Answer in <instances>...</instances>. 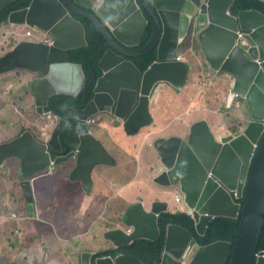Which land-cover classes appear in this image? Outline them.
Here are the masks:
<instances>
[{
	"label": "water",
	"instance_id": "95a60500",
	"mask_svg": "<svg viewBox=\"0 0 264 264\" xmlns=\"http://www.w3.org/2000/svg\"><path fill=\"white\" fill-rule=\"evenodd\" d=\"M28 1L27 7L11 10L15 0H0L2 17L7 15L11 24L36 27L38 33L0 57V74L16 69L34 73L28 83L40 113L57 101L68 105L55 114V126L45 141L25 130L0 143V166L10 156L19 160L26 200L33 197L35 173L71 159L70 178L82 181L90 192L94 167L112 163L113 157L87 121L108 114L123 122L129 136L150 127L155 122L151 105L160 88L167 85L179 92L188 82L192 64L180 50L190 37L191 44L195 40L200 44L209 69L228 75L227 107L241 99L243 114L228 132L214 131L202 118L182 134L157 136L153 145L159 160L153 166V180L183 193L198 234H205L216 218L241 219L234 242L219 239L206 245L182 225L169 223L161 261L150 264H184L186 256V264H264V249H259L264 232V12L233 13L235 0L24 2ZM75 14L92 22L91 36L99 47L88 60L92 72L88 83L80 63L51 62L53 49L88 44L86 26ZM143 36L149 40L140 46ZM154 48L155 60L142 71L134 58ZM69 121L77 123V140L71 144L73 150L61 154ZM167 210L164 200L154 201L150 208L143 200L134 201L123 212L121 226L106 230L104 236L116 247L141 238L155 240L161 234L159 216ZM77 253L80 264H147L133 254L93 260L91 252L78 248Z\"/></svg>",
	"mask_w": 264,
	"mask_h": 264
},
{
	"label": "crops",
	"instance_id": "0c3cea01",
	"mask_svg": "<svg viewBox=\"0 0 264 264\" xmlns=\"http://www.w3.org/2000/svg\"><path fill=\"white\" fill-rule=\"evenodd\" d=\"M12 25L3 24L5 28L0 42L4 40V32L6 33L8 29L14 30ZM23 28L24 26L21 27V29ZM2 53L0 52V55ZM180 55H188L187 58L191 59V55L183 51ZM198 56L197 61H205L203 53ZM200 62L193 64L194 62L191 60L192 69L189 72L185 88L179 92L172 88V93L167 92L160 101L152 103V114L160 124L156 128H162L151 132L142 129L135 136H129L124 131L122 123H110L98 117L99 122L94 124L91 129L95 136L103 142L109 153L116 149L121 153V162L116 165H110L113 162L96 165L92 172L93 185L90 192L85 191L82 181L69 179L70 169L68 170L67 167L58 168V179L52 199L42 202L41 207L36 208L38 211L40 208L46 210V215H36L35 208L31 207L29 215L24 217L27 226L25 232L35 235L28 238H15L12 235L9 239L0 241V264H57L56 255L60 250L63 251L60 264H70V261L80 264L78 248L81 251L95 254L101 248L106 250L112 246L104 237V232L110 228L121 226V223L115 216L108 220L110 228H106L105 224L100 223L107 208L121 210L126 204L137 200H143L148 208L156 200L167 201L168 209L172 204L178 206L174 201L176 188H171L170 191L166 187L159 186L153 180V166L159 160L153 142L159 135L182 134L188 128L192 121H188L186 115H182L190 109L203 91L204 87L200 84L205 85L206 77H214V80L218 77L221 78V92L229 83L226 73L213 72L207 66L206 61L202 65ZM206 71H209L210 74L206 75ZM31 75L34 73L24 70L21 74H0V133L5 137L2 141L13 138L26 126L37 124L35 118L26 114L31 106L35 105V99L30 92L28 83V77ZM3 76L4 78H2ZM223 103L224 99L215 113L222 118L226 126L236 128L240 122L239 117L243 114L242 107L224 109L221 112L219 108ZM231 114H234L235 117L231 120L227 119V116ZM162 118L165 120L162 121ZM209 124L211 126L210 122ZM66 173H68L67 177L64 176ZM139 176L142 178L138 185L132 187L131 185ZM8 186L13 188L15 193L11 192ZM73 188L78 190L75 197L72 195ZM21 191L23 192V189L11 181L4 188L2 195L9 193L10 196L15 195L16 198L18 192ZM37 191L40 195V186H37ZM156 196L160 198L156 199ZM72 203H75V207L68 213ZM180 203L183 207L185 206L183 200ZM29 205L26 203V206ZM74 228H78V231H73ZM16 232H20L19 227L16 228ZM69 239H75L73 249H71L72 244H69L67 251H64L61 242Z\"/></svg>",
	"mask_w": 264,
	"mask_h": 264
},
{
	"label": "trees",
	"instance_id": "16d2710c",
	"mask_svg": "<svg viewBox=\"0 0 264 264\" xmlns=\"http://www.w3.org/2000/svg\"><path fill=\"white\" fill-rule=\"evenodd\" d=\"M24 1L25 0H15V4L12 9L23 8L29 4V2H24ZM249 9H257L261 12H264V2L262 0H235L231 7V11L233 13L239 12L241 10H249ZM1 14L2 13H0L1 23L9 24L10 22L8 21V16L5 15L2 18ZM76 16L85 25H88L90 28H92V25L89 23V21L86 18L78 14ZM87 39H88V44L86 46L71 49V50L53 49V53L51 55V62L53 61L56 62L55 60L57 59H63L60 61H72V62L80 63L86 75V82H88L92 76V73L90 71V66L88 64V60L91 57V55L95 53L96 50L99 48L97 43L91 39L89 33H87ZM148 40H149V36H143L140 42V46H144L148 42ZM18 43H19L18 40L15 41L13 43V47L16 46ZM4 45H5V42L1 44V49L3 51L7 50V49L4 50ZM190 45H191V38L189 37L187 38L186 42L182 45L181 51H183L186 54H190L191 52L189 50ZM198 57L199 56L196 55L195 58H193L192 60V62H194L193 64H195V62H200V61H197ZM155 58H156V48L152 49L151 51L139 57H135L134 61L139 66V68L142 71H144L155 60ZM188 59L191 62V59L189 57ZM93 63L96 66L97 61L93 60ZM202 64H205V61H201L200 65ZM207 66L209 65L207 64ZM193 68H194V65H193ZM209 78H210V81H207V80L204 81L205 85L200 84L202 87H204L203 91H201L198 98L194 101L190 109L182 116L186 115L188 121H195L198 119L206 118L211 123V128L214 131H221L218 129H223L228 132L230 131L231 128L226 126L222 118L215 112L217 111L218 106L221 104V102L225 98L224 95L227 94V89L229 88L230 82L227 84L226 88L221 92L220 90L221 78L218 77L216 80H214V77H209ZM170 90L172 93L173 89L171 87H170ZM166 93L161 94L159 92L157 100L160 101L161 98L166 95ZM67 105L68 103L65 101H57V102H54L53 105L49 104L46 107L45 114H39L36 111L35 105L33 104L30 110L26 112V114L31 118H35L37 120V124L26 126L24 129L32 131L33 134L37 138L43 141L46 140L51 131L50 125L55 119V116L53 114H52V117L49 119L47 117V112L52 111L53 113L58 114ZM98 117L110 123H116V122L122 123L116 120V118L108 114H102V115H99ZM76 126H77L76 122L69 121V124L67 125V128H66V132L62 134L63 152L61 154H67L68 152L74 149V147H72L71 144L77 140ZM157 126H160L158 119H156L155 122L150 127L145 128V130L146 131L150 130L151 132L152 130H158L162 128V127L156 128ZM110 153L113 156V163L110 165H113V164L116 165L119 162H121L122 160L120 158L121 153H119L117 149L115 151H111ZM52 154L53 156H55L57 155V152L52 153ZM11 158H16V157L14 156L7 157L4 161V164L5 166H10V168L9 169L6 168L1 172L0 199L2 198L3 190L8 184V182L13 181V184L18 183V174H17L18 167L14 168L13 166V162L15 160L12 161V166L10 165L8 160ZM73 163H74V160H70V161L62 162L57 165H51L47 170L43 172H38L35 175H33L31 179L33 191L34 192L36 191L37 186L41 187V193L38 198L39 202H44L46 198L49 201L52 199L55 186L57 183V179H58L57 169L60 167H67V169L68 170L70 169L71 171V168L73 167ZM100 164H103V163H100ZM106 165H109V164H106ZM70 171H69V179L71 180ZM64 176L67 177L68 173H66V175ZM141 178H142L141 176L137 178V180L133 183L134 186L138 185V182ZM168 189L171 191V188H168ZM10 191L14 192V189L10 188ZM175 191H176L175 193H178L177 188ZM18 195H22L23 199H25L22 191L18 192ZM13 197L15 198V195H13ZM159 198H160L159 196H156V199H159ZM15 201L18 202L17 197L15 198ZM27 204H30V203L27 202ZM128 204H126L121 210H112L110 208H107L104 215L101 217L100 223L105 224L106 228H110L111 225L108 224V220L112 216H115L121 222L122 214L126 210ZM17 206L19 208H22L21 204H18ZM14 218H17V216H14ZM240 219H241L240 217L238 218H229V217L216 218L214 221H212L209 224L205 234L201 235L197 233L194 220L184 209L183 205L181 203L178 206H174L172 204L170 205V208L167 211L161 213L159 216V227H160L161 234L157 239L150 240V239L141 238L125 246L112 247L108 250H104L103 248H101L93 255V260H95L97 257L103 256L106 254L116 255L118 253H126V254H133L139 257L141 260H143L147 264L160 262L162 258L164 246H165V229L169 223L179 224L187 228L189 231L193 233L194 237L197 239V242L200 245H206V244H209L219 239L229 240L231 242H234L235 237L233 233L234 231L238 230ZM23 220L26 222V219L23 218ZM17 227H19L20 229L19 233L16 232ZM25 231L26 230H22L19 224L16 223L14 225V230L11 231V235H13L15 238H28L32 235H35L33 233H26ZM0 234L5 235L6 232L0 231ZM10 237L12 236L7 235V237L4 239L7 240ZM4 239H1L0 241H3ZM259 249H264V232L261 237ZM70 264H75V263L70 261Z\"/></svg>",
	"mask_w": 264,
	"mask_h": 264
},
{
	"label": "rangeland",
	"instance_id": "374dc122",
	"mask_svg": "<svg viewBox=\"0 0 264 264\" xmlns=\"http://www.w3.org/2000/svg\"><path fill=\"white\" fill-rule=\"evenodd\" d=\"M5 27L0 28V40L2 38V32L4 30ZM24 29H30L31 31H33L32 27H24ZM35 33V31H33ZM7 41L5 42L4 45V50L7 48H12L13 47V43L15 41H17L19 39L18 35L14 32H6L4 33ZM202 54V49L200 44L195 41L194 43L191 44V60H193V58H195L196 55H201ZM12 73H15L12 72ZM210 72L206 71V75H209ZM4 78V76L2 77ZM207 81H210V78L206 77ZM17 82V80H16ZM159 92L161 94H164L166 92L171 93L170 87L167 85H164L160 88ZM235 116L234 114H231L229 116H227V119L231 120L233 119ZM162 121L165 120V118L161 119ZM5 137L0 133V141H2V139H4ZM13 166L14 168L19 167V161L15 160L13 162ZM134 186V184H132V187ZM78 194V190L76 188H73L72 190V195L75 197ZM39 198V193L36 189V191L33 193V197L29 198V206H26V202L25 199H23L22 195H18L17 196V200L18 202H15V198L10 196L9 193H6L5 195H2V198L0 199V230L6 232L5 235L0 234V240L4 239L7 237V235L12 236L11 235V231L14 230V225L17 223L19 224V226L22 228V230H26L27 226L25 225V221L23 220V218L25 216L29 215V208L34 207L35 208V214H40V215H46V210H43L42 208H40V210H36V208L38 206L41 207V203L38 200ZM48 199L46 198L44 200V202H47ZM21 204L22 206H24L23 208H19L17 205ZM75 207V203H72L71 207L68 209V213H70ZM14 215H17V218H14ZM32 216V214H31ZM75 232L78 231V228H74ZM75 243V239H69L67 241L61 242V246L63 247L64 251H67V247L69 246V244L71 245V249H73V244ZM63 251L60 250L58 252V254L56 255L57 258V264H60V261L63 258Z\"/></svg>",
	"mask_w": 264,
	"mask_h": 264
},
{
	"label": "flooded vegetation",
	"instance_id": "af4514ba",
	"mask_svg": "<svg viewBox=\"0 0 264 264\" xmlns=\"http://www.w3.org/2000/svg\"><path fill=\"white\" fill-rule=\"evenodd\" d=\"M77 14H75V17H77L76 16ZM79 15V14H78ZM84 17V16H83ZM78 18V17H77ZM84 18H86V17H84ZM79 19V18H78ZM88 21H89V23L92 25V28H90L88 25H85L86 26V38H87V33H89V35H90V37H91V39L93 40V38H92V36H91V33H92V29H93V24H92V22L88 19V18H86ZM80 20V19H79ZM0 23H1V20H0ZM2 27H4L3 26V24L1 23L0 24V28H2ZM33 28V31H35V29H36V27H32ZM9 31H11V32H14V33H16L17 35H18V37H19V40L18 41H21V40H28V38H30V39H33V37H34V32L33 31H31L30 29H25V30H23V31H12L11 29H8V31H6V32H9ZM5 33V32H4ZM4 33H3V36H4V40L2 41V42H0V52H3L2 53V55L5 53V52H7L9 49H11V47L8 49L7 48V50H5V51H3L2 49H1V44H3L4 42H6L7 41V39H6V37H5V35H4ZM30 34H32V35H30ZM142 39V38H141ZM88 40V39H87ZM94 41V40H93ZM95 42V41H94ZM52 53H53V51H52ZM2 55H0V57L2 56ZM60 60H63V59H57V60H55V61H60ZM260 61V60H259ZM15 71V73H20L21 74V72L23 71V69H16V70H14ZM14 71H11V72H8V73H12V72H14ZM216 73H220V72H216ZM7 74V73H6ZM237 100H239L240 101V105L237 107L236 105H235V102L232 104V106L230 107V108H228L227 107V104H226V107L224 108V109H239V108H243V106H244V101H242L241 99H237ZM224 109H221V112L224 110ZM233 129V127H231V129H230V131ZM175 135H179V134H175ZM51 153H55V151L53 150V151H51ZM13 160H18L17 158H11V159H9L8 160V162L10 163V165L12 166V161ZM19 161V160H18ZM6 168H10V166H5V164H4V162H3V165H1L0 166V177H1V172L4 170V169H6ZM17 174H18V170H17ZM11 181V180H10ZM10 185V184H9ZM9 187V189H10V186H8ZM105 233V232H104ZM105 237V236H104ZM108 240V239H107ZM109 241V240H108ZM110 242V241H109ZM111 244H112V246L111 247H109V248H107L106 250H108V249H110V248H112V247H116L112 242H110ZM212 243V242H211ZM106 255H112V254H106ZM117 255V254H116ZM113 256H115V255H113ZM184 260L186 261L184 264H186L187 262H188V258H187V256L184 258Z\"/></svg>",
	"mask_w": 264,
	"mask_h": 264
},
{
	"label": "clouds",
	"instance_id": "9594fccd",
	"mask_svg": "<svg viewBox=\"0 0 264 264\" xmlns=\"http://www.w3.org/2000/svg\"><path fill=\"white\" fill-rule=\"evenodd\" d=\"M29 3H30V1H28ZM29 5V4H28ZM27 5V6H28ZM27 6H25V7H27ZM24 8V7H23ZM18 9H20V8H18ZM11 10H15V9H12L11 8ZM11 10H9L8 12H10ZM3 18V17H2ZM9 24H11V23H9ZM13 27H14V30L13 31H23V30H25L24 28L23 29H21V27L22 26H24V27H28V25H16V24H13L12 25ZM30 27V26H29ZM38 33H37V31H36V29H35V33L33 34L34 35V37H33V39H35L36 38V35H37ZM31 35V34H30ZM30 40H32V39H30ZM10 50V49H9ZM98 50V49H97ZM96 50V51H97ZM53 51V50H52ZM181 51V50H180ZM182 52V51H181ZM94 54V53H93ZM90 66V65H89ZM96 69H97V71L99 70L98 68H97V64H96ZM24 71H29V70H25V69H23ZM14 71V70H13ZM90 71H91V69H90ZM11 72V71H10ZM29 72H31V71H29ZM8 73V72H7ZM92 73V72H91ZM85 74V73H84ZM86 76V75H85ZM88 83V82H87ZM172 88V87H171ZM30 92H31V90H30ZM32 93V92H31ZM33 95V94H32ZM158 95H159V93L157 94V96H156V100L155 101H157V99H158ZM34 96V95H33ZM226 96H227V94H226ZM225 96V97H226ZM72 99H73V97H71ZM34 99H35V96H34ZM80 98H75L74 100H79ZM47 107V106H46ZM46 107H45V110H44V112L43 113H40L38 110H37V108H36V105H35V108H36V111L39 113V114H45L46 113ZM49 114H50V116H49ZM52 114L55 116V118H56V115H55V113H53L52 111H48L47 112V117L50 119L51 117H52ZM102 115V114H101ZM99 116V115H98ZM98 116L96 117H92V118H90L88 121H87V123H88V125H90V127H93V125L94 124H96V123H98L99 121H98ZM92 119H95V122H91V120ZM196 121V120H195ZM55 119L53 120V122H52V124L50 125V129H51V131H52V129H53V127L55 126ZM123 123V122H122ZM25 130H27V129H22L17 135H15L13 138H15L16 136H18L19 134H21L23 131H25ZM92 130V129H91ZM28 131H30V130H28ZM51 131H50V133H49V135H48V137H47V139L49 138V136H50V134H51ZM30 132H32V131H30ZM92 132L94 133V131L92 130ZM32 134H33V132H32ZM34 135V134H33ZM35 136V135H34ZM13 138H11V139H8V140H5V141H0V143H2V142H6V141H10V140H12ZM35 138L36 139H38V140H40V141H43V140H41V139H39V138H37L36 136H35ZM45 141V140H44ZM102 142V141H101ZM103 143V142H102ZM111 154V153H110ZM11 157V156H10ZM6 159V158H5ZM71 160H73V159H71ZM5 161V160H4ZM73 168V167H72ZM71 168V169H72ZM71 172V171H70ZM93 172V171H92ZM18 174H19V167H18ZM36 174V173H35ZM34 174V175H35ZM33 177V176H32ZM32 179V178H31ZM18 185H19V187H21L22 188V186H21V181H20V179H19V177H18V183H17ZM160 186V185H159ZM163 187V186H162ZM166 188H168V187H166ZM23 189V188H22ZM174 189V188H173ZM179 190V189H178ZM179 193H181L182 194V200H183V193L179 190L178 191ZM33 193H34V191H33ZM23 194H24V191H23ZM24 197H25V195H24ZM26 199V198H25ZM181 200V201H182ZM27 201V200H26ZM29 203V202H28ZM176 203V202H175ZM177 205H179L178 203H176ZM185 207V206H184ZM186 210V209H185ZM93 255H94V253H93Z\"/></svg>",
	"mask_w": 264,
	"mask_h": 264
},
{
	"label": "built area",
	"instance_id": "2783aa9c",
	"mask_svg": "<svg viewBox=\"0 0 264 264\" xmlns=\"http://www.w3.org/2000/svg\"><path fill=\"white\" fill-rule=\"evenodd\" d=\"M234 102H235V105H236L237 107L240 105V101H239V100H235ZM234 102H233V103H234ZM225 107H226V97L224 98V103H223L222 106L219 108V110L224 109ZM49 116H50V114H49ZM91 122H95V119H92ZM181 200H182V194L179 193V192H178V193H175V194H174V201H175L176 203H180ZM128 231H130V229H129Z\"/></svg>",
	"mask_w": 264,
	"mask_h": 264
}]
</instances>
